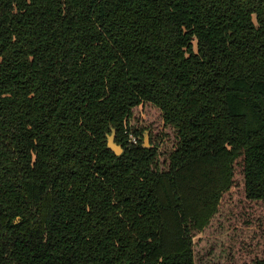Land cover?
Instances as JSON below:
<instances>
[{
  "label": "trees",
  "instance_id": "obj_1",
  "mask_svg": "<svg viewBox=\"0 0 264 264\" xmlns=\"http://www.w3.org/2000/svg\"><path fill=\"white\" fill-rule=\"evenodd\" d=\"M220 212L264 264V0H0V264H196Z\"/></svg>",
  "mask_w": 264,
  "mask_h": 264
},
{
  "label": "rangeland",
  "instance_id": "obj_2",
  "mask_svg": "<svg viewBox=\"0 0 264 264\" xmlns=\"http://www.w3.org/2000/svg\"><path fill=\"white\" fill-rule=\"evenodd\" d=\"M231 222L232 216L229 213L220 212L215 215L212 228L195 234L196 264H230L228 259L230 253H235V249L251 248V243L252 247L257 245L256 240H251L255 235L254 230L246 229L239 234L235 233Z\"/></svg>",
  "mask_w": 264,
  "mask_h": 264
},
{
  "label": "water",
  "instance_id": "obj_3",
  "mask_svg": "<svg viewBox=\"0 0 264 264\" xmlns=\"http://www.w3.org/2000/svg\"><path fill=\"white\" fill-rule=\"evenodd\" d=\"M116 133L115 131L112 132V134L108 137V147L113 150L117 155H120L123 152V147L118 144L115 140ZM144 145L149 146L150 145V139H149V131L147 130L143 135Z\"/></svg>",
  "mask_w": 264,
  "mask_h": 264
},
{
  "label": "built area",
  "instance_id": "obj_4",
  "mask_svg": "<svg viewBox=\"0 0 264 264\" xmlns=\"http://www.w3.org/2000/svg\"><path fill=\"white\" fill-rule=\"evenodd\" d=\"M138 137L133 135V134H130V141L134 142V143H137L138 142Z\"/></svg>",
  "mask_w": 264,
  "mask_h": 264
}]
</instances>
